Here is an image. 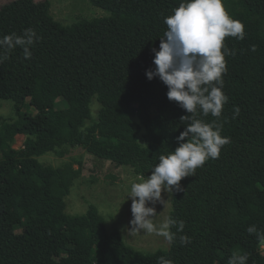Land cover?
Masks as SVG:
<instances>
[{
  "label": "trees",
  "instance_id": "1",
  "mask_svg": "<svg viewBox=\"0 0 264 264\" xmlns=\"http://www.w3.org/2000/svg\"><path fill=\"white\" fill-rule=\"evenodd\" d=\"M90 2L108 14L69 25L54 19L49 0L0 6V38L23 36L29 28L39 37L28 46L30 58L23 46L0 48L7 56L0 63V100H11L18 116L16 122L0 117V264H160L161 258L228 264L234 255H247L246 264H264V0H222L245 32L243 39L224 41L235 53L225 56L228 102L219 118L199 110L189 115L216 121L230 143L219 158L181 180L184 191L172 192L169 216L184 222L183 231L172 227L176 239L169 248L150 253L109 232L94 205L84 214L67 213L65 198L79 169L53 168L36 157L79 146L145 176L160 155L175 150L189 122L180 117L188 113L167 98L158 77L149 80L145 72L155 68L152 49H159L164 18L181 0ZM94 97L98 116L86 126ZM26 105L36 113L24 112ZM235 107L239 115L233 118ZM141 125L143 143L137 138ZM18 134L26 139L15 149ZM181 235L191 242L181 244Z\"/></svg>",
  "mask_w": 264,
  "mask_h": 264
},
{
  "label": "clouds",
  "instance_id": "2",
  "mask_svg": "<svg viewBox=\"0 0 264 264\" xmlns=\"http://www.w3.org/2000/svg\"><path fill=\"white\" fill-rule=\"evenodd\" d=\"M167 26L160 39L159 49L154 52V69L145 72L151 80L158 77L167 86V98L175 101L188 115L181 120L189 121L176 137L178 146L167 155H160L159 162L146 178L131 184L128 198L131 199L130 233L148 232L163 237L169 244L182 232L184 222L171 216L159 224L153 222L157 203L164 205L162 192L184 191L181 180L195 175L209 159L219 158L221 148L230 143V138L221 135V125L216 121L206 123L192 119L189 114L199 110L204 116L219 118L228 96L223 92V75L227 72L225 56L234 55L224 41L226 37L244 38V24L233 19L225 10L222 0H181L171 15L164 18ZM37 37L34 29H25L23 36L15 34L0 38V48L11 51L15 46L24 47L25 58H30L29 45ZM253 50H255L253 48ZM0 55V63L6 59ZM239 108H234V117ZM249 232L255 231L249 227ZM181 244L191 242L187 235L180 236ZM247 255H234L228 264H246ZM160 264H171L163 258Z\"/></svg>",
  "mask_w": 264,
  "mask_h": 264
},
{
  "label": "rangeland",
  "instance_id": "3",
  "mask_svg": "<svg viewBox=\"0 0 264 264\" xmlns=\"http://www.w3.org/2000/svg\"><path fill=\"white\" fill-rule=\"evenodd\" d=\"M13 0H0V6ZM43 1V0H35ZM51 3V14L55 20L64 25L72 24L79 19L101 17L108 14L102 8L92 5L90 0H49ZM63 99H58L59 106L63 107ZM29 99L27 100V103ZM100 104L94 97L90 103L91 118L85 123L86 126L93 123L98 116ZM24 112L34 115L36 111L33 107L26 105ZM151 113L155 111L152 109ZM0 117L16 122L18 116L14 111V104L11 100H0ZM133 120L139 122L137 116ZM144 127L141 125V131L137 136L143 143ZM26 139L24 134L15 136L12 147L20 149ZM63 153L56 154L48 152L37 156L39 162L53 168H61L65 164H70L74 169H79V176L74 180L69 192L65 198V211L69 214H84L90 205L97 207L99 213L105 218L107 230L118 231L124 242L134 249L150 253L159 249H168L169 243L155 233L140 232L130 233L129 221L131 219V199L128 198L131 184L140 182L141 177L146 178L149 175L141 176L136 174L130 166L116 165L110 160L99 158L88 153L79 146H63L58 149ZM164 205L157 203L154 205L157 215L153 218L155 224H159L172 209V193L162 192ZM27 220L23 221L25 224ZM20 229L16 232L19 233ZM260 250L264 253V242L260 245Z\"/></svg>",
  "mask_w": 264,
  "mask_h": 264
}]
</instances>
